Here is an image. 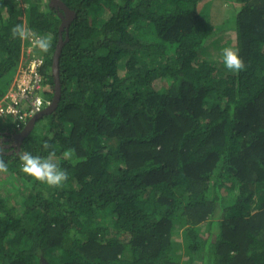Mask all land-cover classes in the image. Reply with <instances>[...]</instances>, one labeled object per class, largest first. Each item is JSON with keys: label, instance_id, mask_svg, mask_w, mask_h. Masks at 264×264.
Instances as JSON below:
<instances>
[{"label": "trees", "instance_id": "trees-1", "mask_svg": "<svg viewBox=\"0 0 264 264\" xmlns=\"http://www.w3.org/2000/svg\"><path fill=\"white\" fill-rule=\"evenodd\" d=\"M62 1L64 29L51 0H0V100L38 56L51 102L0 124V264H264V0ZM18 24L49 50L28 53ZM53 150L61 187L21 171Z\"/></svg>", "mask_w": 264, "mask_h": 264}, {"label": "clouds", "instance_id": "clouds-1", "mask_svg": "<svg viewBox=\"0 0 264 264\" xmlns=\"http://www.w3.org/2000/svg\"><path fill=\"white\" fill-rule=\"evenodd\" d=\"M12 38L21 40L32 39L33 46L39 48L43 52H47L51 46V35L36 36L27 29L24 25H15L11 30ZM222 61L227 70L231 72H240L245 69L246 65L243 59L239 56L238 50L232 47H224L222 49ZM52 146L45 143V150ZM70 152H65L64 156L69 157ZM20 169L27 176L32 177L36 181L47 184L49 187H61L67 180L68 174L61 169L56 159L55 151H49L47 156H35L30 152H22L19 155ZM8 166L0 156V173H7Z\"/></svg>", "mask_w": 264, "mask_h": 264}, {"label": "built area", "instance_id": "built-area-1", "mask_svg": "<svg viewBox=\"0 0 264 264\" xmlns=\"http://www.w3.org/2000/svg\"><path fill=\"white\" fill-rule=\"evenodd\" d=\"M30 44L28 53L35 48L32 39ZM44 65L45 58L38 56L21 63L9 90L0 100V124L11 120L21 131L23 123L49 107L51 102L46 103L42 95L44 78L41 70Z\"/></svg>", "mask_w": 264, "mask_h": 264}, {"label": "water", "instance_id": "water-1", "mask_svg": "<svg viewBox=\"0 0 264 264\" xmlns=\"http://www.w3.org/2000/svg\"><path fill=\"white\" fill-rule=\"evenodd\" d=\"M51 6L56 7V8H61L62 10H64L65 15H68L69 19H66L64 17V15H62V18L64 19V24L62 25L61 28L64 29V27H68L70 24V21L75 18L76 14L73 11H71L68 8V6L62 0H51ZM62 45H63V43L61 40L57 46V49H56L55 58H54V65H53V74L55 76L56 94H55V98H54L52 107L49 110H47L45 113L51 112L52 110H54L57 107L59 100H60V97H61V81H60L59 66H60V55H61V51H62ZM43 114L44 113L39 114L38 116L34 117L30 121L29 125L27 126V128L23 132L18 133V134L13 136L15 139H17L19 141L18 142L19 145L22 143L25 136L30 132L35 121L38 119V117H41Z\"/></svg>", "mask_w": 264, "mask_h": 264}, {"label": "rangeland", "instance_id": "rangeland-1", "mask_svg": "<svg viewBox=\"0 0 264 264\" xmlns=\"http://www.w3.org/2000/svg\"><path fill=\"white\" fill-rule=\"evenodd\" d=\"M208 1H210V0H205V2H208ZM232 4H233V3H232ZM233 5H235V8H238V7H239V6L236 5V4H233ZM213 16L217 17L216 14H214ZM233 36H234V35H232V37H230V38H227L226 41L223 42V44L226 42L230 47H232V44L234 43V39H235V38H233ZM218 43H219V42L215 39V46L218 45ZM214 52H215L216 54H217L218 52L220 53L219 50H218V52H216V51H214ZM205 53H211V51H210V50H207V51L205 50ZM211 54H212V53H211ZM204 56H205V54H204ZM176 239H177V240H181L180 238H176Z\"/></svg>", "mask_w": 264, "mask_h": 264}, {"label": "flooded vegetation", "instance_id": "flooded-vegetation-1", "mask_svg": "<svg viewBox=\"0 0 264 264\" xmlns=\"http://www.w3.org/2000/svg\"><path fill=\"white\" fill-rule=\"evenodd\" d=\"M66 19H69V18H68V15H67ZM31 118H32V117H31ZM7 122H8V121L4 122V124L7 123ZM15 131H17V129H15ZM19 131H20V130H19ZM21 131H22V130H21ZM19 133H21V132H19ZM14 134H15V133H14ZM14 134L8 132V135H10V136H14ZM2 140H3V139H2ZM6 140H7V141H11V144H13L14 146L19 145V143H18L19 141H18L17 139H16V142H15V140H13V139L10 140V138H6ZM0 142H1V141H0ZM14 142H15V143H14ZM3 146H4V144H3ZM4 147H5V146H4Z\"/></svg>", "mask_w": 264, "mask_h": 264}]
</instances>
